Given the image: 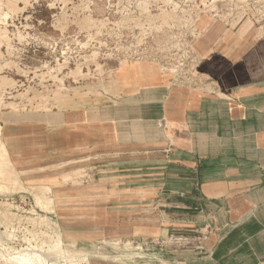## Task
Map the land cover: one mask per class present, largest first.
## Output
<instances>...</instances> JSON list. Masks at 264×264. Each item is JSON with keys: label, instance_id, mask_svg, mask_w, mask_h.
Masks as SVG:
<instances>
[{"label": "crops", "instance_id": "1", "mask_svg": "<svg viewBox=\"0 0 264 264\" xmlns=\"http://www.w3.org/2000/svg\"><path fill=\"white\" fill-rule=\"evenodd\" d=\"M227 24H201L199 84L127 66L113 99L6 121L7 153L22 167L99 161L113 187L89 192V234L187 236L169 264H264V28Z\"/></svg>", "mask_w": 264, "mask_h": 264}, {"label": "rangeland", "instance_id": "2", "mask_svg": "<svg viewBox=\"0 0 264 264\" xmlns=\"http://www.w3.org/2000/svg\"><path fill=\"white\" fill-rule=\"evenodd\" d=\"M206 19L264 28V0H0V264H169L175 248L192 245L182 235L156 246L89 234L79 222L89 192L112 189L106 169L88 156L19 166L2 125L113 99L134 64L199 84L195 42Z\"/></svg>", "mask_w": 264, "mask_h": 264}, {"label": "bare ground", "instance_id": "3", "mask_svg": "<svg viewBox=\"0 0 264 264\" xmlns=\"http://www.w3.org/2000/svg\"><path fill=\"white\" fill-rule=\"evenodd\" d=\"M6 152L4 151L3 154L1 155L2 160H4L6 158ZM34 260L33 259H29L27 257H23V259L21 260V264H33Z\"/></svg>", "mask_w": 264, "mask_h": 264}, {"label": "built area", "instance_id": "4", "mask_svg": "<svg viewBox=\"0 0 264 264\" xmlns=\"http://www.w3.org/2000/svg\"><path fill=\"white\" fill-rule=\"evenodd\" d=\"M205 236V235H204ZM171 238L173 239V238H176V240H177V237L174 235V234H171ZM180 238H182L183 240H185V241H188V244H191V242L188 240V237H181L180 236ZM182 239H180V240H182Z\"/></svg>", "mask_w": 264, "mask_h": 264}]
</instances>
